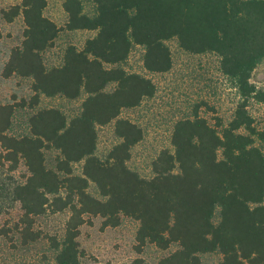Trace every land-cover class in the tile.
Masks as SVG:
<instances>
[{
  "label": "trees",
  "instance_id": "obj_1",
  "mask_svg": "<svg viewBox=\"0 0 264 264\" xmlns=\"http://www.w3.org/2000/svg\"><path fill=\"white\" fill-rule=\"evenodd\" d=\"M46 4L21 0L0 11L6 23L23 22L1 75L29 80L31 92L0 104V217L19 211L0 238L42 244L40 264H81V228L93 217L102 228L125 218L137 223V253L146 245L166 252L157 264H202L208 254L220 256L215 264H264V122L258 127L248 111L250 103L264 110V87L250 82L264 61V0H63V27L45 16ZM63 30L94 35L48 66L43 54ZM171 40L187 54L216 55L240 100L227 122L211 124L197 110L175 120L170 147L143 177L129 161L145 132L123 113L153 98L156 86L124 65L139 47L147 73L169 72ZM41 97L80 101L79 111L39 108ZM25 109L26 133H11ZM108 125L116 141L99 156L98 129ZM49 216L63 217L59 231L37 226Z\"/></svg>",
  "mask_w": 264,
  "mask_h": 264
},
{
  "label": "rangeland",
  "instance_id": "obj_2",
  "mask_svg": "<svg viewBox=\"0 0 264 264\" xmlns=\"http://www.w3.org/2000/svg\"><path fill=\"white\" fill-rule=\"evenodd\" d=\"M21 0H0V11L20 3ZM63 0H46L45 16L63 27L66 21L61 7ZM85 11L91 12L90 4H85ZM22 18H16L12 23H6L0 15V104L12 102L13 99H29V80L16 77L5 79L1 75L4 62L11 47L20 43L22 37ZM94 35V32L61 31L54 47L43 54L48 66L60 63L62 50L72 44L81 47L83 42ZM172 56V68L164 74H150L142 67V50L136 47L131 52L124 67L150 78L155 86L153 98L143 101L141 106L133 111H125L123 115L138 122L144 129L142 142L132 150L129 166L143 177L150 176V162L157 152L164 147H170V133L175 120L197 112L211 124L214 117H220L227 122L235 109L240 97L230 81L220 72L219 58L214 54L190 55L183 52L175 40L167 42ZM250 82L257 88L264 87V61L261 62L251 75ZM80 101H67L60 98H40L41 107H58L68 116L79 111ZM28 109L16 113L11 133H26V116ZM248 111L255 124L262 127L264 122L263 105L250 103ZM97 154L102 156L116 141L112 126L98 129ZM50 163V162H49ZM0 170V174L5 172ZM24 169L15 172L14 177L23 173ZM75 171H79V165ZM10 175L9 173H7ZM90 192L96 195L93 185ZM19 211L16 208L8 210L0 217V227H8L17 220ZM62 216L44 217L38 222V227L50 231H59ZM137 223L130 219H122L115 228H102V219L91 218V224L81 228L79 243L83 251L81 264H157L166 252L160 251L153 245H146L140 253L135 250V232ZM13 244L7 239L0 238V264H40L44 252L42 244L30 246L29 249ZM220 260L218 254H208L202 257V264H215Z\"/></svg>",
  "mask_w": 264,
  "mask_h": 264
}]
</instances>
